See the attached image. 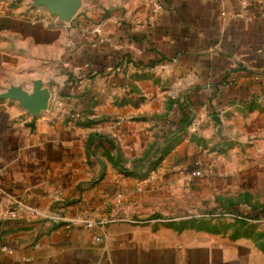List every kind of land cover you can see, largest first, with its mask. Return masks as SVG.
Segmentation results:
<instances>
[{
    "label": "crops",
    "instance_id": "obj_1",
    "mask_svg": "<svg viewBox=\"0 0 264 264\" xmlns=\"http://www.w3.org/2000/svg\"><path fill=\"white\" fill-rule=\"evenodd\" d=\"M80 1L66 22L0 0V264H254L180 231V191L211 187L222 141L264 155L262 7ZM36 83L50 92L36 115L1 98ZM58 215L106 220L102 242Z\"/></svg>",
    "mask_w": 264,
    "mask_h": 264
},
{
    "label": "rangeland",
    "instance_id": "obj_2",
    "mask_svg": "<svg viewBox=\"0 0 264 264\" xmlns=\"http://www.w3.org/2000/svg\"><path fill=\"white\" fill-rule=\"evenodd\" d=\"M224 144L222 141L215 151L218 166L211 175V187L206 184L196 198L180 191V231L190 229L217 238L213 244L219 249L238 244L239 250L254 260L259 258L254 264H264V155L253 148L244 150L246 147L232 151ZM232 163L234 168L229 167ZM242 170L249 174L247 182L241 181Z\"/></svg>",
    "mask_w": 264,
    "mask_h": 264
},
{
    "label": "water",
    "instance_id": "obj_3",
    "mask_svg": "<svg viewBox=\"0 0 264 264\" xmlns=\"http://www.w3.org/2000/svg\"><path fill=\"white\" fill-rule=\"evenodd\" d=\"M38 6H44L46 10L58 15L62 20L69 22L77 14L81 7L80 0H33ZM1 98L15 100L21 103L30 114L36 115L47 109L50 92L43 88L41 83L34 85L33 94H28L22 89L11 88Z\"/></svg>",
    "mask_w": 264,
    "mask_h": 264
},
{
    "label": "built area",
    "instance_id": "obj_4",
    "mask_svg": "<svg viewBox=\"0 0 264 264\" xmlns=\"http://www.w3.org/2000/svg\"><path fill=\"white\" fill-rule=\"evenodd\" d=\"M21 1L22 0H13L14 3H19ZM257 1L264 11V0H257ZM33 11L35 12V14H37L40 17H43V15L46 14V12H45L46 10L44 8H41V7H36L35 9H33ZM98 32H101V30H98ZM103 41H105V40H103ZM11 208L14 212H18V211H21L22 209H24L25 206L21 202H19L17 200H13L11 202ZM7 217H8L7 213L0 214V220H4ZM51 220L56 222V223L67 222L76 228H84L86 230L95 231V232H97V235L95 237L96 242H102V240H103L102 235L98 234V232H99V230L103 229L105 227V225L107 224L106 220H95V219H91L87 216H77V217H74V218L68 220V219L58 215V216L51 218ZM158 222H160V221H158ZM162 222H166V221L162 220Z\"/></svg>",
    "mask_w": 264,
    "mask_h": 264
}]
</instances>
